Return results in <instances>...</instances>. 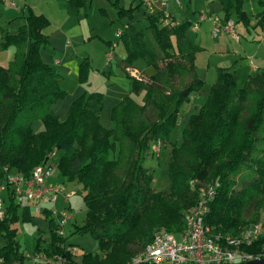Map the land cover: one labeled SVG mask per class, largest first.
Here are the masks:
<instances>
[{"label": "trees", "instance_id": "16d2710c", "mask_svg": "<svg viewBox=\"0 0 264 264\" xmlns=\"http://www.w3.org/2000/svg\"><path fill=\"white\" fill-rule=\"evenodd\" d=\"M222 3L225 20L233 15L237 21L247 19L242 0ZM133 12L120 7L118 15ZM147 19L146 30L151 31L161 54L149 45L144 29L128 24L120 33L126 50L124 70L141 60L149 75L146 79L128 75L133 81L131 94L113 108L111 130L100 124L104 99L100 91L76 99L64 121L54 114L52 106L67 93L60 86L63 76L41 57L42 47L48 44L47 17L30 10L26 24L3 43L4 48L16 51L8 67H0V184L6 180L5 168L28 177L47 161L50 152L62 151L61 175L79 181L85 193L87 212L79 232L91 233L103 252V257L84 255L81 264H126L136 247L151 241L154 230H182V210L198 200L190 186L195 179L220 182L205 219L214 232L236 234L258 224L264 214V69L249 77L243 88L238 87L235 73L218 69L208 100L190 117L181 144L172 150L168 191L151 188L153 174L141 161L154 141L168 142L182 104L205 82L196 72V55L202 48L187 35L190 23L168 27L156 14ZM91 71L84 59L78 71L81 84L89 83ZM35 121L43 123V130H32ZM19 209L24 221L36 223L30 205L16 203L8 186L0 222L5 239L0 249L2 264H26L12 228ZM45 217L51 240L44 252L71 259L65 250L67 237L56 234L47 210ZM263 246L264 238H259L253 246L242 248L254 253Z\"/></svg>", "mask_w": 264, "mask_h": 264}, {"label": "crops", "instance_id": "0c3cea01", "mask_svg": "<svg viewBox=\"0 0 264 264\" xmlns=\"http://www.w3.org/2000/svg\"><path fill=\"white\" fill-rule=\"evenodd\" d=\"M21 1L22 4L19 3ZM63 1H68L70 2V4L72 3L79 9L84 8L86 5V0H83L85 2L83 6L77 5L75 0H62L61 2ZM163 1L167 2V10L175 20H177L178 22L190 23L189 28H191L192 30L190 31L189 29L187 31V35L192 41H194L202 48V51L198 52L196 55V72L199 78L202 79L205 84L208 79L213 80V78H217L219 68L228 69L229 71L237 75L238 81L244 80L245 82L249 79V77L257 74L259 71L264 69V0H242V8L246 14L247 19L245 21H237L236 15L232 16V18L237 22L236 27L243 25L242 28H239L241 31L237 29L240 34L239 40H234L227 34L213 37L212 22L209 19L203 21L205 24L203 22H199L201 11H205V13H207L208 15L224 17L225 12L222 0H189L190 6L185 8L181 0ZM61 2L57 1L56 3L58 5L55 8L53 6L51 7L52 3L50 1L42 3L41 0H17V7L12 8L8 4L7 0H0V47L7 53L4 54L1 52L0 67H8L16 51L14 47H3V43L6 41V37L10 35H16L19 32V29L26 24V15L29 13V11L32 10L37 15H44L45 17H47L50 21V25L44 30V33L48 37V44L42 47L41 57L45 63L50 65L59 74H61L63 76V79L66 78V76L71 75L73 78H75L74 80L78 82L75 86V89H73L71 92H67V95L64 99L57 100L52 106L54 114L59 118L60 121H64L67 117V113L71 104L76 99H78L86 92L99 90H90V85L92 83L91 74L93 70L90 73L88 84H81L78 80L80 63L84 58L90 59L91 55H87L82 58L76 53L73 54L69 52L70 36L72 33L75 34V30H73L70 26L68 27V23L60 24L58 18H62V12L64 13V15L66 14V11H63L64 9H62L60 5ZM123 8L134 9V12L131 15L125 16L123 17V19H121L122 26L117 28L119 37L120 33L128 24H133L136 27L140 28L139 24L145 22L147 17L152 14L144 7V5L142 4V0H140L138 4H135L134 0H129V3L124 0ZM103 13L105 12L103 11ZM209 23L212 26L210 30L211 42L206 39L205 32L207 31V29H204L205 32L203 31V27L206 28L207 26H210ZM253 32L257 33L258 35H255ZM88 39L91 42L94 39H99L107 42L109 48L105 52V64L106 67L108 66V64L110 65V62L113 59L112 51L114 52L116 48L119 47V42L105 41L102 36L100 37V35H91ZM60 53H63V59L58 57V54ZM109 55H111L110 62H108ZM202 55H206L203 66L199 65L198 63L199 57ZM139 62L141 61H137L136 63L128 67L133 71L135 76H137V73L149 75V68H136V65ZM124 66L125 65L123 62V70ZM94 71L99 74L102 73L104 76H106L104 70L100 71L97 68V70L95 69ZM124 72H126L127 75H131V72L127 70H124ZM136 78L139 77L137 76ZM62 82L60 83V85H62ZM108 83L110 87L107 89V93L102 92L104 94V99L103 109L100 113V124L105 129L111 130L114 128V122L111 119L112 110L121 102V100L126 95L131 94L133 81L130 78H128L126 82L123 81V83L126 84V89L122 92H115V90H111V86H115L114 81H108ZM43 128V123L41 121H35L32 124V130L34 132H39L43 130ZM59 178L60 177H58V175L53 173L52 176L48 179V183L55 186H60L58 185L60 184L61 180ZM60 198H62L61 201H59ZM70 201L71 198L67 201L65 196L63 194H60L58 196L57 203L61 202L63 206L58 209L62 210L66 206L69 207ZM20 205L24 206L25 204L23 203ZM41 214H43L44 219L38 220L37 222L39 223L40 229L42 225V228L47 231V228L49 229V226L45 217V211ZM72 260L74 262H82L81 259L72 258ZM0 264H2L1 259Z\"/></svg>", "mask_w": 264, "mask_h": 264}, {"label": "rangeland", "instance_id": "374dc122", "mask_svg": "<svg viewBox=\"0 0 264 264\" xmlns=\"http://www.w3.org/2000/svg\"><path fill=\"white\" fill-rule=\"evenodd\" d=\"M42 3H46V1H50L51 7H57V1L61 2L62 0H41ZM118 2L115 5V2ZM129 3V0H126ZM140 0H134L135 4H138ZM183 3L184 8L190 6L189 0H181ZM22 4V1L19 2ZM61 7L66 11V14L62 12V18H58L60 24H67L68 27L70 26L73 30H75V34L72 33L70 36V48L69 52L73 54H78L82 58L91 55V58H84L87 59L92 67V87L90 85V90L95 89L99 90L103 93H107V89L110 87L108 81L115 82V88L113 85L111 86V90L115 92H122L126 89V84L123 81H127L129 76L126 72H124L122 68L123 59L126 57V50L120 41V37L118 36L117 28L122 26L123 17L118 15V11L120 7L124 6V0H86V5L84 8L79 9L72 3L63 1L61 2ZM103 11L105 13H103ZM182 15V14H180ZM65 16V17H64ZM204 23V22H203ZM207 23V22H206ZM205 24V23H204ZM141 29H144L146 32V40L148 41L149 45L153 47L158 54H161V51L155 44V41L152 37V33L149 30H146L147 26L149 25V20L146 19L145 22L139 24ZM204 29H207L206 39L211 42V24ZM243 26V25H242ZM242 26L236 27V31L240 30ZM192 30L188 28V30ZM238 29V30H237ZM187 30V31H188ZM12 31V30H11ZM80 31V32H77ZM241 31V30H240ZM81 33V35H80ZM239 33V32H238ZM255 35L257 33L253 32ZM100 35L102 36L105 41H118L119 47L116 50L112 51V61L110 65L106 67V56L105 52L108 50L107 42H104L99 39H94L92 42L89 41L90 36ZM240 35V34H239ZM256 42V41H255ZM202 51V50H201ZM4 53L7 54L5 50L1 49L0 47V54ZM59 58L63 59V53L58 54ZM83 59V60H84ZM206 59V55H202L199 57V65L203 66ZM141 61V60H140ZM94 68H93V66ZM74 67V66H73ZM97 67L100 71H105L106 76L102 73H96L94 71L97 70ZM147 66L143 61L139 62L136 65V68H146ZM111 74H110V73ZM110 78H109V76ZM132 75V74H131ZM133 77H139V79H146L148 77L147 74L137 73V76L132 75ZM90 77V76H89ZM71 75L66 76L63 79L61 89H63L66 93L71 92L75 89V86L78 82L74 80ZM216 81L215 78L213 80L208 79L204 87L199 92H194L190 95L189 99L184 102L180 108L178 117H177V125L174 130L171 132L170 139L168 142L164 144L160 157L155 158L151 155L149 151L145 158L141 161V165L148 169L149 173L153 174V179L151 181V188L154 191H168L169 189V177H168V163L171 159V153L174 147L179 146L182 142V133L187 126V122L190 117L194 114L199 113L201 108L205 105L206 101L208 100L209 92L211 86ZM244 80L238 81V87L243 88L245 85ZM138 102H141L140 98H137ZM176 105H174L175 109ZM62 156V151H58V157L55 160V169L53 173L60 177V184L64 185V189L66 193L73 194L71 197V201L69 207L71 209V213L73 215V220L71 223L66 227V237H67V246L73 245L78 248V253L75 255L74 258L76 259H83L84 255L92 254L97 255L99 257H103V252L99 247L98 240L91 234V233H84L79 232V228L82 226L87 212V207L84 202V190L83 186L79 181L69 180L68 178H64L60 171H59V164H60V157ZM110 157L115 158V153L111 152ZM52 173V174H53ZM64 181V182H61ZM201 184H206L202 183ZM62 198L59 199L61 201ZM24 204L30 205L31 213L35 216L36 223L32 221H24L22 218V211L19 209L18 216L14 220L12 224V228L15 230L16 233V240L19 244V250L25 257L26 264H35L36 262L28 256H33L40 253H43L51 240V233L50 230L47 228L45 231L39 226L38 220H43L44 216L41 213H38L32 207V203L24 202ZM58 208L60 209L63 205L61 202L57 203ZM188 208L182 210V221L184 222V214ZM258 224H261L264 227V214H261L260 221ZM185 226V225H184ZM184 229V227H183ZM182 229V230H183ZM165 228L156 229L152 234V239L157 232L165 231ZM177 231L174 233L181 232ZM242 230V229H241ZM238 231L236 234H229L232 237H237L240 234ZM151 239V241H152ZM44 240V241H43ZM150 241V242H151ZM146 243L145 246L136 247L135 251L133 252L131 258L128 260L126 264H128L131 259L137 255L138 253L142 252L147 245L150 243ZM5 245V239L3 235L0 233V249ZM39 247V250H38ZM39 251V252H38ZM69 259L68 264H81L79 261L74 262L72 259Z\"/></svg>", "mask_w": 264, "mask_h": 264}, {"label": "built area", "instance_id": "2783aa9c", "mask_svg": "<svg viewBox=\"0 0 264 264\" xmlns=\"http://www.w3.org/2000/svg\"><path fill=\"white\" fill-rule=\"evenodd\" d=\"M12 8L17 7V0H7ZM144 7L152 14L159 17L161 24L174 27L179 22L167 10V2L163 0H142ZM209 19L212 22V35L218 37L222 34L229 35L234 40H239L236 31V21L233 18L225 20L223 17L208 15L200 12L199 22ZM111 55L108 56V62ZM127 71L135 75L129 67ZM163 142L156 140L151 144V155L160 157ZM58 150L49 153L46 162L37 165L26 177L22 173L10 168H5L6 180L0 184V222L5 216L6 192L8 186L14 201L18 204L32 203L38 213L48 211L56 224V234L66 237V227L73 220L70 207L62 210L57 207V199L63 194L68 201L73 194L66 193L64 186H55L48 183L55 167ZM191 190L198 194L197 203L184 214V229L179 233L169 231L157 232L147 247L135 255L128 264H236L264 258V246L261 250L248 253L242 247H251L259 238H264V227L253 224L241 230L237 237L214 232V228L206 224V216L210 212V205L215 200L220 182L201 184L197 179L190 183ZM47 205V207H46ZM66 252L71 259L78 253V248L65 245ZM36 264H68L66 256L52 255L45 252L28 256Z\"/></svg>", "mask_w": 264, "mask_h": 264}, {"label": "water", "instance_id": "95a60500", "mask_svg": "<svg viewBox=\"0 0 264 264\" xmlns=\"http://www.w3.org/2000/svg\"><path fill=\"white\" fill-rule=\"evenodd\" d=\"M236 264H264V258L251 260V261H248V262H245V263H236Z\"/></svg>", "mask_w": 264, "mask_h": 264}]
</instances>
